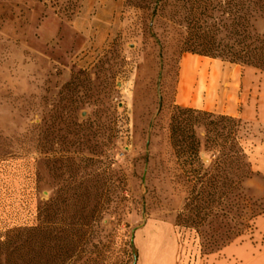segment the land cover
I'll use <instances>...</instances> for the list:
<instances>
[{
	"label": "rangeland",
	"instance_id": "374dc122",
	"mask_svg": "<svg viewBox=\"0 0 264 264\" xmlns=\"http://www.w3.org/2000/svg\"><path fill=\"white\" fill-rule=\"evenodd\" d=\"M170 20L160 0L0 1V264L27 225L31 264H141L150 250L156 264H246L224 248L264 251V173L252 165L215 203L193 191L217 157L250 159L264 142V65L235 59L248 117L180 112L181 62L204 56L183 53Z\"/></svg>",
	"mask_w": 264,
	"mask_h": 264
},
{
	"label": "trees",
	"instance_id": "16d2710c",
	"mask_svg": "<svg viewBox=\"0 0 264 264\" xmlns=\"http://www.w3.org/2000/svg\"><path fill=\"white\" fill-rule=\"evenodd\" d=\"M161 11L167 13L174 25L184 32L183 53L190 52L212 59L226 54L231 57L232 64L240 65L235 59L247 58L264 65V35L255 33L254 24L264 15V0H160ZM254 66V65H253ZM180 112L208 115L218 121H229L234 118L215 116L193 109H181ZM215 126V122L211 123ZM172 140L184 133L181 124L172 123ZM194 140V136L191 137ZM177 144V142H176ZM213 145L217 146L215 140ZM189 151L199 160V143L192 141ZM232 172H239L238 177ZM253 174L252 164L244 151L236 158L231 154L217 157L208 181L196 179L193 191L198 199L202 192L211 195L210 202H216L221 189L229 195L242 188L245 180ZM240 235V232L236 233ZM34 231L30 226L19 227L6 235L1 247L5 251L4 264H31Z\"/></svg>",
	"mask_w": 264,
	"mask_h": 264
},
{
	"label": "crops",
	"instance_id": "0c3cea01",
	"mask_svg": "<svg viewBox=\"0 0 264 264\" xmlns=\"http://www.w3.org/2000/svg\"><path fill=\"white\" fill-rule=\"evenodd\" d=\"M189 59L191 61L200 60L202 63L208 62L209 68L205 73L193 70L187 72L184 64ZM250 95L251 90L244 83L243 69L239 65L226 64L215 59L208 60L199 56L183 58L177 92L178 103L182 106L236 119L249 116L250 107L247 106L246 110H242V103L249 104ZM262 96H264V86H262ZM252 100L250 105L254 101ZM250 161L256 173H264V142L257 144L250 153ZM223 253L230 256L235 255L238 259L242 258L246 263L250 260L243 256L252 257L253 255L249 246L240 244H232L224 248Z\"/></svg>",
	"mask_w": 264,
	"mask_h": 264
},
{
	"label": "bare ground",
	"instance_id": "6f19581e",
	"mask_svg": "<svg viewBox=\"0 0 264 264\" xmlns=\"http://www.w3.org/2000/svg\"><path fill=\"white\" fill-rule=\"evenodd\" d=\"M195 61V62H194ZM192 64V65H191ZM192 67V68H191ZM209 68L208 62L202 63L200 60H186V64H184V69L188 72L190 70H193L195 72L202 71L205 73L207 69ZM186 94V93H184ZM186 98V95H184ZM244 258L250 257V255H244ZM156 258L154 251H148L146 256H144L141 264H156ZM160 260V259H159ZM246 264H264V251L259 253L256 257H254L252 260H250Z\"/></svg>",
	"mask_w": 264,
	"mask_h": 264
}]
</instances>
